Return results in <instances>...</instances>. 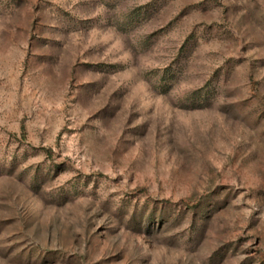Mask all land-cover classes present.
Returning <instances> with one entry per match:
<instances>
[{
  "label": "rangeland",
  "instance_id": "374dc122",
  "mask_svg": "<svg viewBox=\"0 0 264 264\" xmlns=\"http://www.w3.org/2000/svg\"><path fill=\"white\" fill-rule=\"evenodd\" d=\"M0 264H264V0H0Z\"/></svg>",
  "mask_w": 264,
  "mask_h": 264
}]
</instances>
